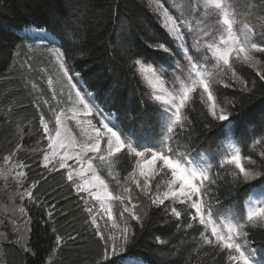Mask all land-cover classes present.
Masks as SVG:
<instances>
[{"label":"trees","instance_id":"obj_1","mask_svg":"<svg viewBox=\"0 0 264 264\" xmlns=\"http://www.w3.org/2000/svg\"><path fill=\"white\" fill-rule=\"evenodd\" d=\"M158 1L170 12L177 7L176 0ZM259 3L261 0L253 4L255 15L258 14ZM234 8L237 12L242 11L238 7ZM260 23L261 18L252 19V25L257 28ZM27 27L43 30L55 38L57 48L70 53L69 64L81 73L88 90L100 93L98 103L109 109L107 114H115L120 109L125 116V127H130L145 144L159 143L162 126L157 112H162L163 108L152 99L151 90L140 75V66L135 65L134 60L143 56L156 61L153 70L163 84L173 83L175 90L187 78L190 69L182 56L177 60L169 53L149 46L148 41L156 39L167 41L170 48L179 47V44L172 43L174 39L166 33L160 19L150 11L145 0H0V165L5 155L13 151L17 144H22L13 161L29 166L24 169L27 173L25 187L37 183L34 191L39 200L38 205L26 209L27 221L31 217L32 223L28 224L25 239L33 251L26 254L23 242H18V235H15L8 244L1 243L3 259L5 248L8 247L9 264H125L127 259L144 264H235L227 259L229 250L215 246V241L214 245L203 244L199 236L203 227L198 222L194 229H189L186 224L180 227V222L170 213L162 211L163 206L156 208L151 205V193L145 196L135 184L131 185L132 202L138 205L136 211L144 217L145 226L141 228L136 222H131L135 240L125 245L120 255L103 258L104 246L98 242L89 222L85 223L88 216L84 211V201L66 182L63 172H49L40 165L46 142L39 121L41 114H47L41 99H48L44 87L45 77L40 69H46L47 66L43 54L37 57L33 55L29 59L22 53L27 40L17 37L16 32ZM188 43L190 46L191 40ZM204 55L201 52V64ZM206 55L207 69L212 71L215 61L208 53ZM256 57L261 60V65L256 68L236 57L230 59L249 88H252L253 81L256 82L252 91H241L243 86L238 82H235V87L227 88L224 83L213 84L214 92L218 89L224 95L212 103L217 105L219 111L223 108L231 120L241 124V135L231 138L219 136V126L227 122L215 120L207 114V104L200 100L198 91L193 94L195 108L190 103L184 110L186 113L191 111L190 119L195 117L190 147L176 143L173 145L181 154H207L212 158L213 174L221 176L217 184L211 186L213 191L209 193L210 197L220 201L219 204L213 203L217 210L215 216L227 211L233 212L237 218L241 213L245 216L246 201L250 202V189L261 183L260 178L250 182H243L241 178L240 184L236 185L231 175L233 171H238L235 166L219 168V157H222L225 141L229 139L241 148V163L246 169L264 171L261 157V153H264V88L261 87L264 86V80L256 74L257 71H264V53ZM24 63L30 64L31 69L26 70ZM225 82L229 85L234 83L228 78H225ZM105 166L104 170L100 167L99 172L110 190L126 196L121 185L135 167V157H128L126 166L120 160ZM169 177L170 173L158 163L150 183L153 191L158 180ZM12 179L9 178V181H14ZM11 186V191L17 192V183L13 182ZM21 203L24 206L26 201ZM53 204L56 207L50 220L44 208H51ZM175 206L181 210L186 208V205L179 203ZM184 219L191 222L187 217ZM248 231L251 233L250 237L245 235L248 247L255 249L261 258L264 254V230L249 228ZM57 234L65 241L59 248L55 246ZM69 235L77 237L75 242L67 239Z\"/></svg>","mask_w":264,"mask_h":264},{"label":"snow or ice","instance_id":"obj_2","mask_svg":"<svg viewBox=\"0 0 264 264\" xmlns=\"http://www.w3.org/2000/svg\"><path fill=\"white\" fill-rule=\"evenodd\" d=\"M156 11H159L163 17L162 27L170 34V38H175L172 43L175 44L176 40H179L180 44L179 47L170 48L167 41L156 39L148 41L149 46L163 50L176 57L177 60L182 56L190 65L187 78L181 81L180 87L175 93H167L161 87L160 91L165 92L164 96L156 94L154 97L156 101L163 100L164 103L163 111L157 112L158 121L162 126L159 143H142L130 127H125V116L120 109H117L115 114H107L109 109L98 103L100 93L89 91L81 73L70 66V53L57 50L55 53L57 75L62 84L59 93L52 87V78L49 77L48 79V85L52 91L51 99L56 102L57 106L63 105L58 111L56 108L50 107L51 111L56 112L55 136L52 135V130L43 114L40 115V125L43 129L44 138L49 141L48 148L52 149L53 155H57V149L60 150L59 161L57 168L53 160L45 154L43 167L47 168L49 172L59 169L66 170L65 180L84 200V211L88 213L85 223L90 221L95 228L94 234L98 237V242H103L105 255H107L109 246L115 251L117 248L123 249L125 245L135 240L134 226L124 217V213H128L130 220L135 221L141 228L145 226L144 217L136 211L138 205L132 202L131 185L135 184L145 196H149L151 193L149 196L151 205L156 208L163 206L162 211L166 214L170 213L171 217L180 222V227L186 224L189 229H194L196 222H198L203 227L199 236L204 245H214L215 241V246L229 250L227 256L229 261H234L235 264H256L248 249V241L245 240L242 243L239 242V238L245 235L250 237L249 228L264 230V171L246 169L241 163V148L229 144L231 150L220 159L219 168L224 169L226 165H234L238 171H233L231 175L233 183L236 185L240 184L241 178L243 182L260 178L261 183L253 185L250 190V197L259 193V199L246 201V218L241 213L234 223H228L221 228L214 219L217 210L213 207V203L219 204L220 201L218 198L209 196V193L213 191L211 186L216 185L221 176L213 174L214 165L210 160L198 161L193 159L187 152L179 153L173 145L176 143L190 147L195 117L190 119L191 111L186 113L184 110L189 107L190 103L191 107L195 108L193 94L198 91L200 100L207 104V114H210L215 120L227 121V123L219 126V136L231 138L241 135L239 122L231 120L223 108L220 109V114H217V105L212 102L224 94L218 89L214 92L213 84L214 82L224 83L227 88L235 87V82H238L243 86L241 88L243 92H249L255 88V81L252 82V88L248 87L246 81L230 63V58L235 54L237 59H242L245 64L251 65L253 68L261 63V60L253 53H264V3L260 5L258 10V16L261 18L259 29L250 23L249 18L253 15L251 9L238 21L239 13L229 0H187L186 7L181 10L179 15L175 11L170 12L163 3H157ZM213 19L225 27L226 37L221 35L217 39L216 30L212 26ZM238 22L242 24V28L237 32L234 25ZM185 23H187V29ZM189 39L191 40L190 46ZM201 52L205 53L203 64L199 62ZM206 53H211L215 60L212 71L207 70ZM129 58L131 59V55ZM134 63L140 66L141 73L149 79L150 83L154 82V87L163 84V81L153 70L156 61L147 60L140 56L134 60ZM28 67L31 69L30 64ZM256 74L261 80H264V71H257ZM217 77L219 79L215 80L214 78ZM225 78L231 79L234 83L232 85L227 84ZM261 87L264 88V86ZM112 95H115L114 91ZM205 96L207 97L206 101ZM45 104L48 105L49 102L46 100ZM37 110L39 111L38 105ZM200 111L203 112V109ZM69 120L74 121L80 128L82 139L67 134L62 135V128L65 133L67 132V121ZM208 126L212 127L211 124ZM22 146V144H17L13 151L3 157L5 164H10L11 167L0 170V175L7 176L15 173L14 179L18 185L16 194L22 202L26 201L24 206L19 207L18 210L27 216L26 209L38 205L39 200L34 191L37 183L25 187L24 181L27 173L24 169L29 166L23 162L16 163L13 161ZM128 157H135V167L124 178V184L121 185L125 196L110 191L109 185L100 174L99 169L101 166L111 165L115 160L122 161L126 166ZM261 157L264 160V153H261ZM69 160H73L75 163L69 164ZM97 161L99 164L96 163ZM157 162H159L160 167L170 170L172 176V179L167 182L166 190L163 191L159 184L153 191L150 186L149 173L146 171V169L156 166ZM250 162L255 163V161ZM49 164H53V167L49 168ZM137 169L140 176L146 177L143 183L137 178ZM89 176L90 179L87 178ZM117 184H120L119 179H117ZM101 192L103 196H101ZM81 193L85 195L81 196ZM88 197L100 201V210L107 215V221L112 222L107 235L100 228L97 212L92 206H89ZM105 199L108 201L118 200L122 204L127 199L128 204L124 205L123 212L120 214V219L123 221L122 227L114 222L112 209L110 206H105ZM169 200L172 203L166 204L165 202ZM177 203L186 205V208L178 209L175 206ZM55 207L56 205L53 204L51 208H44L50 220L53 218ZM145 216H147V212ZM184 217L190 218L191 222ZM27 223L31 225V217ZM117 228L119 229L118 232L111 230ZM209 229L210 235L208 234ZM55 231L53 228L54 233ZM67 239L75 242L77 237L69 235ZM157 239L160 241V238ZM19 241L23 242L22 247L26 254L33 251L24 235L18 236ZM64 242L62 236L59 234L55 236L56 248H59ZM33 254L36 253L33 252Z\"/></svg>","mask_w":264,"mask_h":264},{"label":"rangeland","instance_id":"obj_3","mask_svg":"<svg viewBox=\"0 0 264 264\" xmlns=\"http://www.w3.org/2000/svg\"><path fill=\"white\" fill-rule=\"evenodd\" d=\"M176 1H177V7L175 8V11H176L175 13L177 15H179L181 10L183 9V6L185 4H187V3H186V0H176ZM245 1L247 2L246 8L244 7ZM256 1L257 0H232V2H230V0H229V2L232 3L234 7H238L240 9H242L241 12H237V13H239V15L237 17L238 21L241 19V17H243V15L246 12L249 11V9H251V11L253 13V15L249 18L251 24H252V19L260 18L258 16V14L255 15V11H254V5L253 4L256 3ZM157 3H159L158 0H152V2H150V0H145V4L147 5V7L150 9V11L152 13H154L160 19L161 23L163 24L162 15L160 14L159 11H156ZM262 3H264V0H261V3H259L258 8H260V5ZM212 26L217 31V33H216L217 39L221 35H223L225 37L227 36V32L225 30V27L222 24L216 23L215 19L212 20ZM185 28L187 29V23H185ZM241 28H242V24L239 23V22L234 25V29L237 32ZM257 29H259V26H258ZM164 30L166 31L165 28H164ZM166 33L170 36V34L167 31H166ZM18 36H20L21 38H25L27 40L26 41L27 43H25V45L23 46V50H22L23 54H25V55H27L28 57H31V58L33 57V55L35 57H37V56L43 54V56H44L43 59L45 60V64H46L45 66H47L48 69L47 68L45 69L43 67L42 69H40V71H41L43 77H45L44 87L47 90L48 99L42 98L41 99V103L44 105V108L47 111L46 116H44L45 120L48 122L49 128L52 130V135L55 136V128H56L55 116H56V112L51 111L50 107L56 108L57 111L59 110L60 107H63V105L57 106L56 102L51 99L52 91L50 90L49 85H48V79H49V77H51L52 80H53L52 87L55 88L57 93H59L60 88L62 86L61 80H60L59 76L57 75V67H56L57 61H56V55H55V53L57 51V49H56V46H57L56 45V41L55 40L50 41L48 39L47 34H45L44 32L35 30L33 28H26V29L22 30L21 32L18 33ZM172 39H175V38L172 37ZM257 39L259 41L258 37H257ZM176 42L178 44H180L179 40H176ZM208 54L211 56V53H208ZM258 54L259 53H253L254 56H256ZM233 57H236L235 54H233V56L231 58H233ZM238 60L243 62L242 59H238ZM23 65H24L23 67L26 70H29L28 64L24 63ZM260 65H261V63L259 65H257V66H260ZM139 72H140V75L143 77L144 82L147 84V86L151 90L152 99H154L156 94H160L161 96H164L165 92H167V93H175L178 90V89L175 90V86L171 82L169 83L170 85L169 84H167V85L166 84H162V85H157L156 87H154L153 86L154 82L153 83L149 82V79H147L145 77V75L141 73L140 67H139ZM157 76H158V74H157ZM161 87L165 90V92H161L160 91ZM33 88H35V87H33ZM66 91L67 90L65 89V92ZM46 100L49 102L48 105L45 104ZM157 102L162 106V108H164L163 100H160V101H157ZM216 111H217V114L219 115L220 111L217 108H216ZM39 125H40V121H39ZM40 127H41V125H40ZM41 130H42V133H43L42 127H41ZM62 130H64V129L62 128ZM67 133L69 134V136H75L77 138L82 139L81 130H80L79 127H77V125L75 124L74 121H71V120L67 121ZM43 136H44V133H43ZM44 139H45V142H46V147H45L43 155L41 157L40 165H41V167H43V157H44L45 154H47L53 160V162L55 163V166L58 168L60 150L57 149V155H53L52 149L48 148V144H49L48 139H46V138H44ZM229 144H231V143H228V146H229ZM230 150H231L230 147H228L227 153L225 152V155H227L230 152ZM68 163L69 164H74L75 162L73 160H69ZM96 163L99 164V161H97ZM158 163L159 162H157V165H158ZM157 165L154 166L151 169H146V171H148V173H149L150 183L152 182L153 177L156 174ZM10 167H11L10 164L6 165L5 162L3 161L2 164L0 165V170H4V169L10 168ZM51 167H53V164H49V168H51ZM104 167H106V166L105 165L101 166V169L104 170ZM43 168L48 170L45 167H43ZM17 170H19V169H17ZM166 170L170 173V177L167 178L166 180H163V181L158 180L156 182V184H155V187H156L157 184H159V187H160V189L162 191L166 190L167 182L172 179L170 170H168L167 168H166ZM58 171L63 172L64 176L66 175V170L65 169H59ZM136 175H137V178L140 180V182L143 183V180L146 177L140 176L138 169L136 171ZM14 176H15L14 172L12 173V175H7V176L0 175V196H1L0 200L2 201V203L0 205V245H1V243L2 244L3 243H7L8 244L10 242V240H12V237L15 236V235H18V236L24 235L25 238H26V236L28 234V223H27L26 215H24L23 213H20L19 210H18L19 207L22 206L21 200L17 199L18 198V196L16 194L17 192L11 191V188H12L11 183L16 182L15 179H14ZM11 177L13 178L12 180H14L12 182L9 181V178H11ZM87 178L90 179V176L87 177ZM80 182H82V181H80ZM155 187H154V191H155ZM80 195L82 196V195H85V194L81 193ZM101 196H103L102 192H101ZM252 198L253 199H259V193H256L255 195H253ZM88 200H89V206H92L94 208V210L97 212V220L99 222L100 228L102 230H104L105 234L107 235L108 230L111 228V223L112 222L111 221H107V215L102 210H100V201L93 200L90 197H88ZM127 202H128L127 199L124 200L123 204L120 201H118V200H112V201H108L106 199L104 200L105 206L106 207L110 206L111 209H112L114 222H116L121 227L123 226V221H121V219H120V214L123 212V207H124V205L127 204ZM86 214L88 216L87 212H86ZM124 217L126 219H128L130 223L131 222H135V221H131L130 220V217L128 216V213H124ZM216 223H217V225L219 227L223 228L226 224L232 223V222L229 221L228 219H225L222 222H216ZM221 223H224V224L220 225ZM89 224L91 225L90 221H89ZM91 228L95 232V228L92 225H91ZM111 230L113 232H118L119 231L118 228L117 229H111ZM239 242H242V243L244 242L243 236H241L239 238ZM101 243L103 245V242H101ZM123 249H124V247H123ZM123 249L117 248L115 251H113L112 247L109 246V248L107 249V255H105V248H104L103 258L104 259H109V258H113L115 256H118V255H120L122 253ZM0 250H1V248H0ZM7 251H9L8 247L5 248L4 259H3L2 253H0V264H9V260H10L9 259V255H10V253H8ZM249 251H250L253 259L256 261V264H259V262L256 259V255L257 254H256L255 250L249 249ZM126 263L127 264H142V263L136 262V261H134L132 259L131 260L128 259Z\"/></svg>","mask_w":264,"mask_h":264},{"label":"bare ground","instance_id":"obj_4","mask_svg":"<svg viewBox=\"0 0 264 264\" xmlns=\"http://www.w3.org/2000/svg\"><path fill=\"white\" fill-rule=\"evenodd\" d=\"M48 38L52 41L51 37L48 36ZM61 131H62V135H65V134L69 135L67 132L65 133V130H61Z\"/></svg>","mask_w":264,"mask_h":264}]
</instances>
